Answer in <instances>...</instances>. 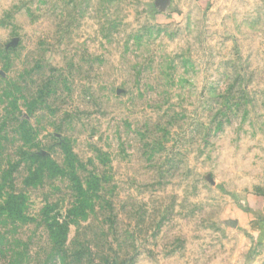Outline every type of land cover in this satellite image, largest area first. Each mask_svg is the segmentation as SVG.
Masks as SVG:
<instances>
[{
	"label": "rangeland",
	"instance_id": "374dc122",
	"mask_svg": "<svg viewBox=\"0 0 264 264\" xmlns=\"http://www.w3.org/2000/svg\"><path fill=\"white\" fill-rule=\"evenodd\" d=\"M11 195L0 264H264V0H0Z\"/></svg>",
	"mask_w": 264,
	"mask_h": 264
},
{
	"label": "trees",
	"instance_id": "16d2710c",
	"mask_svg": "<svg viewBox=\"0 0 264 264\" xmlns=\"http://www.w3.org/2000/svg\"><path fill=\"white\" fill-rule=\"evenodd\" d=\"M75 154L67 149V160L69 162L68 165H70V167H72L74 164L72 163L73 160L72 158L75 157ZM30 159L32 160V163H37V169L30 170V177L26 180V182L29 181H35V180H39L42 176V170L44 167H51L50 171H55V170H59V168L56 166V164L50 160L49 158L45 157V158H39V160H37L34 157H30ZM72 169H74V167H72ZM60 172V170L58 171ZM95 179V177H94ZM23 199V200H22ZM23 205H24V198L22 196H18V195H11L8 197L7 201L5 202L4 205H0V217H12V216H22V210H23ZM49 209V208H46ZM76 210L72 211V215L77 216L78 214L75 213ZM23 219H25V217H22ZM53 225H50V227L52 228V240L57 241L58 239H60V237L62 236L61 234V230H64L65 227L60 226V224L56 221V219L54 218L52 221ZM62 243V242H60ZM7 242L4 239V237L0 236V246L2 245H6ZM78 244V243H76ZM79 245V244H78ZM60 247V246H59ZM56 247L54 248V252L52 253V256H50L49 258H52V260L56 257H61L63 259V263L62 264H69L68 260L71 259L72 261H75V259H79L81 261V259L83 258V255L85 254V251L83 250H79L78 247L74 248L73 251L71 252L72 255L69 253L68 254V250H63L62 247ZM2 249L0 250V254L2 255ZM57 255V256H56ZM1 258H3V255L1 256ZM19 260H10L9 264H19Z\"/></svg>",
	"mask_w": 264,
	"mask_h": 264
}]
</instances>
